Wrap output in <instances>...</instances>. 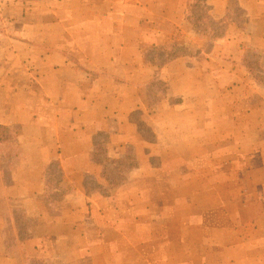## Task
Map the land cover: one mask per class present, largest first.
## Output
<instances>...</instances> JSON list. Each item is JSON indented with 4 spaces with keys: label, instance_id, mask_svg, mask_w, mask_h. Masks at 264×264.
Listing matches in <instances>:
<instances>
[{
    "label": "crops",
    "instance_id": "obj_1",
    "mask_svg": "<svg viewBox=\"0 0 264 264\" xmlns=\"http://www.w3.org/2000/svg\"><path fill=\"white\" fill-rule=\"evenodd\" d=\"M0 126V264H264V0H0Z\"/></svg>",
    "mask_w": 264,
    "mask_h": 264
},
{
    "label": "trees",
    "instance_id": "obj_2",
    "mask_svg": "<svg viewBox=\"0 0 264 264\" xmlns=\"http://www.w3.org/2000/svg\"><path fill=\"white\" fill-rule=\"evenodd\" d=\"M152 52H154V54L158 56L161 62H167L173 59V56L175 55V54L172 55L171 53H167L163 48H154ZM13 133H14L13 127L0 126V167L2 168L1 171L3 170L4 160H6L7 158L13 155V148H14ZM43 171H44L43 180L45 182L47 196H49L54 200L55 199L61 200V198H63L65 194L72 191L73 185L65 182L63 177V172L58 161H52L48 165H45L43 167ZM27 226L28 224L26 225V227ZM22 233L23 234L20 241H22L23 238L31 236L28 233V231L27 233L25 231ZM19 246H20V250H19L20 257L18 258V260L22 264H27L26 260L23 257L22 243Z\"/></svg>",
    "mask_w": 264,
    "mask_h": 264
},
{
    "label": "rangeland",
    "instance_id": "obj_3",
    "mask_svg": "<svg viewBox=\"0 0 264 264\" xmlns=\"http://www.w3.org/2000/svg\"><path fill=\"white\" fill-rule=\"evenodd\" d=\"M36 3H34V2H32V3H30L29 5H27V7H30V8H35L36 7ZM11 8H13V5H12V3H11V5H9ZM199 6V5H198ZM31 28V27H30ZM151 59H153V61L154 62H156V63H159V62H161L160 60H159V58H158V56L157 55H154V56H151ZM157 93H154V95H156ZM154 97H156V96H154ZM127 168H128V165L125 163H117V164H114V167H113V172H117V173H119V175H121L122 173H123V175H124V173H126L127 172ZM123 177V176H122ZM8 247H10L9 245H8ZM12 247V246H11Z\"/></svg>",
    "mask_w": 264,
    "mask_h": 264
}]
</instances>
